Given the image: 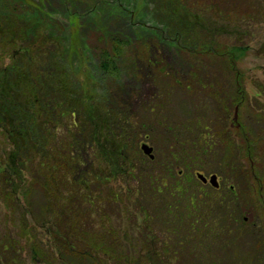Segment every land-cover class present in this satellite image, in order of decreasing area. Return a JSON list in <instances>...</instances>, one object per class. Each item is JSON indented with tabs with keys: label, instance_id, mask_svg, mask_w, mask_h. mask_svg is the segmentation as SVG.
Returning <instances> with one entry per match:
<instances>
[{
	"label": "trees",
	"instance_id": "16d2710c",
	"mask_svg": "<svg viewBox=\"0 0 264 264\" xmlns=\"http://www.w3.org/2000/svg\"><path fill=\"white\" fill-rule=\"evenodd\" d=\"M159 1L169 26L175 24L187 42L175 47L190 57L191 77L171 75L156 44L111 34L104 16L110 11L123 13L113 0H0V130L12 147L11 171L0 173L12 188L4 192L3 201L12 210L18 196L34 214L40 196L44 216L51 213L65 237L60 258L70 264H264V199L254 184L244 197L238 195L241 179L239 166L231 163V148L222 161L237 184L221 183L218 190L203 187L190 171L200 170L195 169L197 163L207 166L210 150L219 141L229 146L231 138L210 133L208 113L177 122L179 126L173 120L176 115H170V98L178 88L228 99L224 86L210 79L209 69L215 64L233 75L226 112L248 102L236 54L226 44L222 51L217 34L207 29L224 16L221 21L229 27L247 19L250 15L243 13L242 4L258 7L263 14L264 0H232L224 15L222 0ZM51 2L64 7L67 23L54 13ZM82 3L90 5L87 29L78 9ZM144 3L140 0L138 14ZM182 14L184 21L179 19ZM6 58L11 62L4 66ZM143 77L155 82L157 92L152 103L134 110L120 97L128 79ZM158 129L164 131L161 138ZM144 130L151 132L150 142L156 144L154 160L139 148L137 139ZM185 133L191 136L182 137ZM244 144L255 163L256 150L248 147L247 136ZM119 173L132 181L138 193L136 206L145 218V234L135 243L125 241L114 227L90 230V217L107 220L103 207L117 218L129 214L124 197L112 185ZM247 213L255 219L253 231L245 226ZM246 234L258 235V247H251L244 262L230 258L223 238ZM18 248L19 241L0 236V264H21Z\"/></svg>",
	"mask_w": 264,
	"mask_h": 264
},
{
	"label": "rangeland",
	"instance_id": "374dc122",
	"mask_svg": "<svg viewBox=\"0 0 264 264\" xmlns=\"http://www.w3.org/2000/svg\"><path fill=\"white\" fill-rule=\"evenodd\" d=\"M113 1L115 2L114 5L122 8L123 13L110 11L104 16L103 22L111 34L125 35L133 40L143 38L148 40V42L150 41L151 44H156L159 51L165 57V64L172 71L171 75H176V77L181 78L191 77L194 71H192L190 57L175 47L176 44L184 46L187 42L180 35L181 32L176 31L175 24H173L175 29L169 26L167 16L163 10L161 12L162 4L159 0H144L143 9L139 14L137 12L139 10L138 5L140 4V0ZM51 3L53 4L54 13L58 15L61 21L67 23V15L64 7L58 2ZM231 5L232 0H222V7L224 8H220V15L227 14L228 7ZM89 6L86 3L79 4L78 6L80 13L85 15L83 16L84 29L88 28L91 21L89 18L91 11L86 12ZM241 9L244 14L247 13L250 15L247 19H243L237 23L231 22L232 25L229 27L226 24L227 22L221 21L226 19L224 16V19L220 18L218 22H215L214 27H209L207 32H215L217 34L216 44L220 46L222 51L226 44L230 51L236 54V66L238 71L241 72L242 82L248 95V102L244 103L241 108L230 106V109L226 112V106L224 105L228 104L231 98L233 83L230 81V76L232 78L233 75L229 74V76L226 72H222V66L215 64L209 69L211 74L210 79L213 78V82L217 83L216 86L218 84L224 86L225 94H229L228 99H225V96H223V99L220 100L221 97L219 94L216 97L213 93L210 97L203 95L202 92L196 95L186 89L178 88L176 89V95L174 94V97L170 98H173L170 105V115H176V119L173 118V120H176V126H179L181 121L182 123L189 122L198 114L207 115L206 113H208L209 120L207 125L209 126L210 133H217L221 137L228 136L231 138V146H227L228 148L225 147V143L219 141L218 145L210 150L211 160L206 161L208 163L207 166L205 165L201 168V165L197 163L195 169L200 170H190L194 176L196 173L202 172V169H206L205 173H202L207 174L208 177L212 174L218 175L220 183H227L228 185L237 184L235 178L231 176L230 169L225 167L222 161L225 154L228 155V150L231 148V163H236L239 166V176L243 185L238 181V195L244 197L245 191H250L251 187L253 188L252 184H254L256 193L259 191L261 198L264 199V5L263 14L258 13V7L248 8L247 5L242 4ZM211 13L213 12L209 11V14ZM181 16L179 19L184 21L183 14ZM216 17L218 18V16ZM141 28H144L146 32H143ZM178 35L179 40H177ZM10 62L11 60L6 58L1 63L6 66ZM214 79H218V81ZM225 79L226 81L224 82ZM156 92L155 82L150 77H143L142 80L128 79L126 81V94L122 92L120 99L128 106H132V109L137 110L149 102L152 103L155 99ZM204 105L206 106L203 107ZM199 107L203 108L200 109ZM236 108H238V119L235 122L234 115ZM168 112L169 109H165V115ZM227 127L230 130V135L227 133ZM237 130L241 131V133L236 132ZM159 131L157 135L161 138L164 135V131L163 129ZM178 131L179 128L176 127V132ZM188 136L190 137L191 135L185 133L182 137L187 138ZM246 136L251 141V146L249 145L248 147L256 150L255 163L257 164V169H254V157L252 159L251 155L247 153L244 144V138ZM151 139H153L151 132L149 133V130H144L137 139L139 148L143 143H147L154 148L155 153L157 147L155 146L156 144L150 142ZM214 142H217V140L214 139ZM159 147L161 149L163 147L162 140ZM11 150L12 147L8 143V139L0 130V173H9L11 171V166L8 162V154ZM260 160L261 165L259 168L258 164ZM102 168L110 174V170L105 163L104 165L102 163ZM245 170L251 173V178ZM25 180H28L27 175ZM112 185L115 192L124 197L125 204L129 207V214L121 215L117 218L113 213L108 212V209L103 207V210L108 215L107 220L102 216L94 215L90 217V230L101 231L103 227H106L110 231L114 227L125 241L135 243L143 239L142 235L145 234V218L136 206L138 193L134 191L132 181L122 173H119L117 178H113ZM6 190H12V188L4 184V181L0 179V236H11L19 241L20 248L18 249L21 264H48L42 256L37 254V250L48 256L49 262H53L54 264H70L62 261L60 258L63 251V239L65 237L55 226V221H53L51 213L44 216L45 208L41 197L38 196L36 198L37 207L34 209V214L27 207L25 201L18 196H15L14 209L10 210L5 206L3 201V194ZM126 197H129V200H126ZM247 210L251 211L250 208ZM246 216L248 222H246L245 226L248 230L253 231L256 228L254 226L256 224L255 219H252L248 213ZM36 219L39 220V223ZM226 237L227 235L223 238V243L227 244L225 248L227 254L230 258L241 262L247 260L251 247L254 246V250L255 246L258 247L261 240L257 234L253 235V238L248 234L232 236L230 239H226ZM138 247L142 249L140 245ZM185 252L188 257L191 255L189 249H186ZM100 254L103 256L101 251ZM2 264L5 263L2 262Z\"/></svg>",
	"mask_w": 264,
	"mask_h": 264
},
{
	"label": "water",
	"instance_id": "95a60500",
	"mask_svg": "<svg viewBox=\"0 0 264 264\" xmlns=\"http://www.w3.org/2000/svg\"><path fill=\"white\" fill-rule=\"evenodd\" d=\"M238 119V108H236V111H235V116H234V121L236 122ZM141 150L142 152L148 156L151 160H154L155 159V155H154V149L148 145V144H143L141 146ZM197 178L203 182V183H210L214 188L218 189L219 188V182H218V177L217 175H212L210 177V179L208 180L204 175L202 174H197Z\"/></svg>",
	"mask_w": 264,
	"mask_h": 264
},
{
	"label": "flooded vegetation",
	"instance_id": "af4514ba",
	"mask_svg": "<svg viewBox=\"0 0 264 264\" xmlns=\"http://www.w3.org/2000/svg\"><path fill=\"white\" fill-rule=\"evenodd\" d=\"M200 174H203L207 179H208V176L206 175V174H204V173H202V172H199ZM196 174H198V173H196ZM196 176V175H195ZM199 181V180H198ZM200 182V184L203 186V187H208V186H210L211 187V185H210V183H203V182H201V181H199ZM220 183V182H219ZM220 187H221V183H220ZM246 222H248V219H247V221Z\"/></svg>",
	"mask_w": 264,
	"mask_h": 264
}]
</instances>
